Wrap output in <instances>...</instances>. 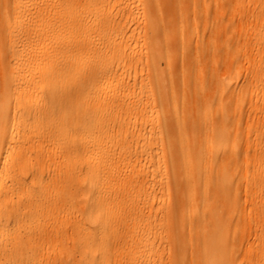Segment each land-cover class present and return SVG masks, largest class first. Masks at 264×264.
<instances>
[{
  "label": "bare ground",
  "instance_id": "6f19581e",
  "mask_svg": "<svg viewBox=\"0 0 264 264\" xmlns=\"http://www.w3.org/2000/svg\"><path fill=\"white\" fill-rule=\"evenodd\" d=\"M109 1L0 0V264H162L158 219L169 177L177 191L176 208L187 204L176 227L175 264L186 262L187 248L195 254L192 264H235L238 256L253 260L254 248L261 250L258 264H264V227L239 251L237 240L225 233L222 215L205 210L208 194L192 203L200 177L194 170L201 159L219 157L220 148L212 147L220 142L215 132L205 136L199 150L170 149L169 162L179 164L185 177L178 181L162 172L164 129L153 123L164 117L162 103L168 98L159 93L155 105L141 114L149 127L141 146H126L125 139L114 146L118 141L87 119V106L116 102V93L102 100L97 92L101 81L109 88L120 74L105 69L75 78L83 67L85 9L95 15ZM253 5L241 19L256 21L255 28L240 43L254 54L257 66L238 90L229 79L224 84L231 97L237 91L248 97L250 107L224 119L242 118L244 112L257 117L262 125L256 131L264 136V0ZM96 26L106 35L98 49L125 56L115 21L102 18ZM127 59L140 61L133 55ZM255 169L262 171L261 191L264 159ZM232 184L222 175L214 181L230 195L238 192ZM194 225L200 232L192 233Z\"/></svg>",
  "mask_w": 264,
  "mask_h": 264
},
{
  "label": "rangeland",
  "instance_id": "374dc122",
  "mask_svg": "<svg viewBox=\"0 0 264 264\" xmlns=\"http://www.w3.org/2000/svg\"><path fill=\"white\" fill-rule=\"evenodd\" d=\"M253 6V0H110L95 15L85 9L83 67L81 74L75 75L76 79H87L105 69L120 74L118 81L112 79L109 88H104L106 81H101L97 92L102 100L116 93V102H104L96 108L87 106V119L103 135L116 139L114 146H120L124 139L126 146H141L149 128L145 120L141 121V114L155 105L159 93L168 98L162 103L164 117L153 123H162L164 129L162 172L174 174L178 181L185 177L180 174L179 164L172 167L169 162L170 149L184 146L199 150L205 146V136L215 132L220 142L212 147L220 148L219 157L212 161L201 159L194 170L200 177L192 203L197 205L200 194H208L205 210L222 215L225 233L237 240L239 251L252 242V233L264 227V189H258L262 171L255 169L264 159V136L256 131L262 125L257 117L247 118L244 112L242 118L224 119L228 112L250 107L248 97L239 91L231 97L224 84L229 79L238 90L257 66L254 54L240 43L255 28L256 21L241 19V14L252 11ZM102 18L115 21L116 32L125 41V56L98 49L106 38L96 26ZM132 55L140 61L130 62L127 58ZM145 119L149 120L150 114ZM221 175L233 181L238 192L230 195L216 189L214 181ZM176 197L169 177L162 190V217L158 219L162 221V264L176 262V227L187 206L176 208ZM169 208L172 210L167 214ZM200 230L194 225L192 233ZM185 235L189 236L188 227ZM260 251L254 248L250 252L253 260L238 256L235 264H258ZM185 255L184 264H192L195 254L187 248Z\"/></svg>",
  "mask_w": 264,
  "mask_h": 264
}]
</instances>
